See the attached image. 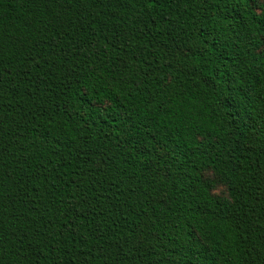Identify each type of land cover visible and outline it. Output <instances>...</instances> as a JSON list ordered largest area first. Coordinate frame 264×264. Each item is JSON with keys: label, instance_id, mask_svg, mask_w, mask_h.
<instances>
[{"label": "trees", "instance_id": "obj_1", "mask_svg": "<svg viewBox=\"0 0 264 264\" xmlns=\"http://www.w3.org/2000/svg\"><path fill=\"white\" fill-rule=\"evenodd\" d=\"M0 264H264V0H0Z\"/></svg>", "mask_w": 264, "mask_h": 264}, {"label": "rangeland", "instance_id": "obj_2", "mask_svg": "<svg viewBox=\"0 0 264 264\" xmlns=\"http://www.w3.org/2000/svg\"><path fill=\"white\" fill-rule=\"evenodd\" d=\"M217 194H222V195H225L226 194V190L223 186H220L217 191H216Z\"/></svg>", "mask_w": 264, "mask_h": 264}]
</instances>
